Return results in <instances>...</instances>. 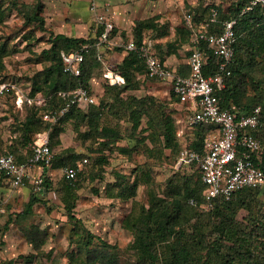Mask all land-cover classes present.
<instances>
[{
    "label": "rangeland",
    "instance_id": "374dc122",
    "mask_svg": "<svg viewBox=\"0 0 264 264\" xmlns=\"http://www.w3.org/2000/svg\"><path fill=\"white\" fill-rule=\"evenodd\" d=\"M14 1L18 7L13 4ZM41 1V15L46 22V30L41 29L37 22L28 26L24 16L26 12L36 9ZM236 1L0 0V14L3 13L0 15V52L4 46L12 52L4 57L5 67L0 69V154L6 150V146L12 145L13 140L16 141L13 137H19L20 123L31 112V108L37 106L38 98L42 96V92L32 95V91L34 83H42L43 71L52 64L47 53L52 46L51 34L94 38L98 28L103 26L97 16L104 13L102 16L113 23L116 30L111 36L112 45L103 44L99 50L112 67H118L128 54L119 45L136 35L139 21L155 18L158 29L146 31L143 40L152 43L159 58L175 53L188 61L177 31L185 25V16L207 6H219L227 12ZM93 5H97L95 10L92 9ZM176 40L178 42L173 52L168 53L171 51L169 44ZM94 72L97 80L92 83V93L102 103L106 100L113 103V98L107 99L104 94L103 69L102 72L97 69ZM98 78H102L100 82ZM129 95L153 97L156 105L174 119L182 134L179 136L181 147L169 149L164 146V136L161 135L155 112L142 119V125L136 131H132V122L128 117L106 112L102 117L103 123L114 127L122 139L106 149L103 154L106 159L99 162L96 159L99 154L89 150L94 142L80 140L73 121L65 123L61 134L63 141L53 148L56 156L54 165L47 170L53 189L37 196L40 200L35 202L29 215L25 216L24 211L34 196L33 187L15 188L10 182L0 185V264H71V254L78 255L82 248L75 235L74 223L66 212L64 199L67 197L75 203L73 215L95 236L121 250H125L133 240V232L124 225L126 216L147 206L152 191L160 194L167 191L170 180L179 170V155L192 143L195 129L188 128L185 123L191 114L190 108L176 103L169 85L146 80L141 82L139 89L124 93V96ZM243 101L247 99L243 98ZM91 108L87 106L84 110L89 112ZM41 126L42 129L33 136L35 141L39 134L48 130L46 123ZM71 154L80 157L78 163L85 158L88 162L83 178L70 193L67 192L69 189L66 188L63 171L67 157ZM143 170L151 174V183L140 182L135 197L125 200L119 198L122 191L119 183L132 184L137 171L139 174ZM181 171L188 175L198 174L193 165L184 164ZM35 228L46 232L48 236L39 250L27 238V231Z\"/></svg>",
    "mask_w": 264,
    "mask_h": 264
},
{
    "label": "trees",
    "instance_id": "16d2710c",
    "mask_svg": "<svg viewBox=\"0 0 264 264\" xmlns=\"http://www.w3.org/2000/svg\"><path fill=\"white\" fill-rule=\"evenodd\" d=\"M251 1L237 0L227 12L219 6H207L203 10L198 8L196 12H189L188 14L194 17L195 22H199L209 19L212 9H216L219 16L218 22L212 26L216 32L220 31L224 22L236 21L234 59L229 67L231 74L225 79V88L221 95L224 105L240 106L246 113L258 106L262 108L263 127L258 131V134L264 141V4H258L253 6L251 10H246ZM13 4L18 7L16 1ZM42 12V1L36 9L26 12L24 16L28 26L37 22L41 29L46 30V22L41 15ZM156 21L157 19L152 18L137 23L134 37L138 44L144 41L146 31L158 29L159 25ZM177 31L180 34V44L190 45L191 30L186 26V21L185 25ZM103 32L104 26L98 28L94 38H75L62 34L57 36L51 34L52 46L47 50V53L49 54L48 60L52 64L43 71L42 83H34L32 91V95L42 92V96L46 97L48 101L42 107L37 105L35 108H31V112L20 123L19 137H13L16 141L13 140L12 145L8 148L6 146V150L0 156L11 153L18 163L25 162L32 156V145L35 142L33 136L42 129L41 125L46 123L42 120V116L45 112L59 108L64 104V100L57 94L59 91H70L79 85H83L92 92L91 79L94 71L97 68H102V62L98 58L101 46H97V42ZM177 42L176 40L169 44L171 51L168 53L173 52ZM85 43H89L92 47L85 57L82 75L74 77L65 74L63 72V60L60 57L61 50L78 49ZM206 51L208 59L204 73L205 75L214 74L217 71V60L208 49ZM11 53L5 46L3 47L2 52H0V69L5 67L4 57ZM160 58L165 61L166 57L161 56ZM119 71L126 78L124 85L119 87L103 83L104 94H106L107 99L112 97L113 103H109L107 100L102 103L98 100L97 104L92 105L89 112L78 107L72 108L50 131L49 138L52 149L62 143L60 136L64 131V124L73 121L77 137L83 141L92 140L94 143L89 150L99 154L96 157L99 162L105 160L106 158L103 156L105 150L122 139L114 127L103 123L102 117L106 112H112L113 115L119 117H128L132 122V131L141 127L142 119L155 112L161 135L164 136V146L169 149L181 147L178 128L174 119L163 108L156 105V100L153 97L124 96L127 91L140 88L143 80L139 76L145 75L146 72L143 59L137 53L129 52L121 62ZM178 73L187 75L182 73L180 69ZM243 98H246L247 101L244 102ZM176 103H180L177 97ZM148 124L150 125V123ZM208 129L204 125L197 127L194 130V139L188 148L200 152ZM79 158L74 154L68 156L65 163L66 167L77 168ZM190 165L195 166V164ZM84 168L79 173V179L83 178ZM181 168L182 165L175 173V177L170 180L167 191H164L163 194L152 191L149 194L147 206H142L138 212L129 213L126 216L124 225L133 232L134 238L128 243L125 250H121L116 245H110L89 231L82 221L73 215L72 210L75 208V203L70 201L69 197L65 198L66 212L74 223L75 235L82 248V252L78 255L71 254L70 263L264 264V187L244 188L227 201L216 198L212 202L213 207L209 208L206 206L204 196L207 186L199 171L197 170L198 174L194 176L183 173ZM136 175L137 177L132 184L122 185L119 183L122 186L119 198L122 200L137 196L140 182L149 184L152 181L151 174L145 170L139 174L137 171ZM43 177L46 181L45 192L47 194L53 189L51 178L48 177L47 173H44ZM65 179L66 188L69 189L67 192L71 193L77 188L79 180L73 181L66 177ZM5 180L7 178L0 176V185ZM33 192L34 196L26 205L25 216L32 212L35 202L40 200L37 197L40 194ZM47 237L46 232L37 228L27 231L28 241L36 250L45 244ZM96 239L97 241H95Z\"/></svg>",
    "mask_w": 264,
    "mask_h": 264
},
{
    "label": "built area",
    "instance_id": "2783aa9c",
    "mask_svg": "<svg viewBox=\"0 0 264 264\" xmlns=\"http://www.w3.org/2000/svg\"><path fill=\"white\" fill-rule=\"evenodd\" d=\"M258 4H264V0H252L246 10H251ZM95 8L93 5L92 9ZM210 16L209 19L199 22H195L191 14L185 16L186 26L191 30L188 48L190 71L187 75L179 74L166 61L159 58L151 42L144 40L138 44L132 36L124 44L119 45L124 47L127 53L135 52L143 59L146 66L143 78L169 85L172 94L180 103L189 106L191 114L185 121L188 128L196 129L203 125L209 128L200 152L185 148L179 155V166L195 164L201 174L207 186L204 192L207 207L212 206L216 198L231 200L244 188L264 187V141L258 134L263 127L262 108L258 106L246 113L240 106L224 105L221 95L225 88V79L231 74L229 67L234 59L236 21L224 22L220 31L216 32L212 26L218 22V11L212 9ZM97 17L104 26L97 46L112 45L111 36L116 30L115 25L106 21L102 15ZM205 46L217 60V71L210 75L204 73L208 59ZM91 47L89 43H85L78 49L61 50L63 72L80 77L85 57ZM98 58L104 64L102 78L105 83L109 86H121L126 83L119 66L112 67L111 64H106L101 53ZM57 94L64 100V104L45 112L42 116L48 130L38 135V139L32 145V156L22 163L16 162L11 153L0 156V176L9 179L15 188L31 184L36 193L46 194L45 178L42 174L33 175L32 170L36 166L50 168L53 164L55 154L49 138L52 127L72 108L78 107L83 110L87 106L97 104L98 101L83 85L70 91H59ZM47 101L46 97L40 96L37 105L42 107ZM178 135H182L179 129ZM87 162L88 159L85 158L77 168L65 167L64 177L73 181L80 180L79 173Z\"/></svg>",
    "mask_w": 264,
    "mask_h": 264
},
{
    "label": "crops",
    "instance_id": "0c3cea01",
    "mask_svg": "<svg viewBox=\"0 0 264 264\" xmlns=\"http://www.w3.org/2000/svg\"><path fill=\"white\" fill-rule=\"evenodd\" d=\"M97 6V5H96ZM100 13H102V12H100ZM104 13H102V15H103ZM188 48H189V44L188 45H185L184 46V49L186 50V53H187V56H188ZM178 55V56H177ZM175 54V53H172V54H170L169 56H166V58H165V61L167 62V64L171 67V68H173V69H175V70H181L182 71V73H184V74H189V71H190V68H189V65H188V61H189V59H188V61H186V60H184V59H181L180 57H179V54ZM124 57V56H123ZM189 57V56H188ZM104 58V57H103ZM187 58V57H186ZM123 59V58H122ZM121 59V60H122ZM124 60V59H123ZM122 60V61H123ZM104 61L106 62V64H110V62H108V59H106V58H104ZM102 69H104V64L102 63V68H97V70L99 71V72H102ZM104 71V70H103ZM99 79V78H98ZM100 79H102V78H100ZM100 79H99V81L98 82H100ZM97 80V78H96V75H95V72H94V75H93V78L91 79V83H93V82H95ZM141 80H149L150 81V79H146V78H143V76L141 77ZM151 81H157V80H151ZM159 82V81H158ZM119 87H121V86H119ZM188 108H189V106H188ZM60 138H61V140L63 141V138H62V135L60 136ZM52 166V165H51ZM49 168H46V169H43L41 166H36V167H34L33 168V170H32V174L33 175H39V174H44V173H47V175H48V170ZM46 171V172H45ZM7 182H10L11 183V181L9 180V179H7V180H5V181H3L1 184H4V183H7ZM26 186H32L31 184H28V185H26Z\"/></svg>",
    "mask_w": 264,
    "mask_h": 264
}]
</instances>
